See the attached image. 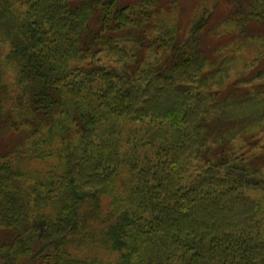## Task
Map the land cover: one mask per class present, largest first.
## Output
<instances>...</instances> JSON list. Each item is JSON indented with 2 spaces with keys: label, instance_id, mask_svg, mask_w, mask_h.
Masks as SVG:
<instances>
[{
  "label": "trees",
  "instance_id": "obj_1",
  "mask_svg": "<svg viewBox=\"0 0 264 264\" xmlns=\"http://www.w3.org/2000/svg\"><path fill=\"white\" fill-rule=\"evenodd\" d=\"M187 8L0 0V264H264V0Z\"/></svg>",
  "mask_w": 264,
  "mask_h": 264
},
{
  "label": "rangeland",
  "instance_id": "obj_2",
  "mask_svg": "<svg viewBox=\"0 0 264 264\" xmlns=\"http://www.w3.org/2000/svg\"><path fill=\"white\" fill-rule=\"evenodd\" d=\"M188 1H189V8H187V11H188V14L190 15V13L192 12L193 7L196 5V2L198 0H188ZM219 11H221V10H219ZM219 11H217V10L215 11L214 17H213L214 19H216V16L218 15ZM233 37H235L234 34L231 35V39L232 40H229L230 39L229 38L228 39V42L225 39H222V40H220V38H217V39H219L218 41H220V43L225 44V42L226 43L235 42V39ZM209 45H210L209 39L208 38H205V36H204V46H205V48L206 49L207 48L209 49L210 48ZM235 49H238V50H235ZM235 49L232 51L233 53H231L230 51H228L229 53L227 54V56L233 58V56H239V54L243 55L244 53H247V52L248 53H251V52H253L254 45H253V42H251V40L250 41L248 40V42L245 41V44H243V46L241 48L238 47V48H235ZM230 63H231V67L229 69V79L232 80V81H237V79L239 78L240 72H242V71L244 72L246 70L247 71L249 70L248 67L247 68L244 67V63L241 62V61L240 62L238 61L237 64H236V62L234 63V61L233 62H230ZM262 66H264V63L261 64V67L258 68V70L263 69ZM9 79H11V77ZM241 79L242 78H240V80ZM0 145H3L2 144V139L0 140Z\"/></svg>",
  "mask_w": 264,
  "mask_h": 264
}]
</instances>
